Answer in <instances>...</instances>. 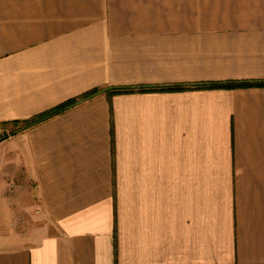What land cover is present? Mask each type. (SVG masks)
I'll return each instance as SVG.
<instances>
[{"label": "crops", "instance_id": "0c3cea01", "mask_svg": "<svg viewBox=\"0 0 264 264\" xmlns=\"http://www.w3.org/2000/svg\"><path fill=\"white\" fill-rule=\"evenodd\" d=\"M260 81L264 0H0V264H264Z\"/></svg>", "mask_w": 264, "mask_h": 264}, {"label": "trees", "instance_id": "16d2710c", "mask_svg": "<svg viewBox=\"0 0 264 264\" xmlns=\"http://www.w3.org/2000/svg\"><path fill=\"white\" fill-rule=\"evenodd\" d=\"M264 85V82L260 83H248V82H242V83H226V84H222L221 85H215L213 84L212 86H210L211 88H235V87H248V86H252V85ZM186 88L182 87V86H174V87H166V88H160L157 90H168V91H178V90H185ZM141 91H149V88H141ZM134 91L131 88H117L114 89L112 92H110V94H119V93H129ZM101 90L99 89H94L91 91H88L76 98H72L66 102H64L63 104H60L59 106H56L55 108H52L51 110H48L46 112H43L41 114L35 115L32 118L28 119V120H23V121H17V122H13V124L17 127V129L13 132H11L12 134H16L18 132L24 131L26 129L32 128L38 124H41L57 115H60L62 113H64L65 111L75 107L76 105L85 102L91 98H93L94 96H96L98 93H100ZM3 139V137H0V140Z\"/></svg>", "mask_w": 264, "mask_h": 264}, {"label": "rangeland", "instance_id": "374dc122", "mask_svg": "<svg viewBox=\"0 0 264 264\" xmlns=\"http://www.w3.org/2000/svg\"><path fill=\"white\" fill-rule=\"evenodd\" d=\"M9 196H10V197H8V200L6 201L7 210H8L9 215H14V208H15V200H14V198H13L14 193H12V194L9 195ZM2 212H4V213L6 214V219H4V221H5L7 224H10V226H11L13 220H11L10 218H8V213H7L6 211L3 210ZM17 215H19V213H18ZM14 220H15V219H14ZM16 221L19 222L20 219L18 218ZM16 221H14V223H16ZM23 225H24V226H25V225H30V222L28 221V223H27L25 220H23Z\"/></svg>", "mask_w": 264, "mask_h": 264}]
</instances>
